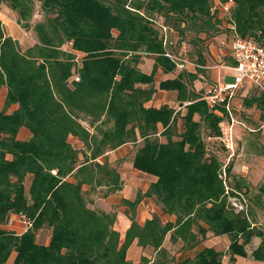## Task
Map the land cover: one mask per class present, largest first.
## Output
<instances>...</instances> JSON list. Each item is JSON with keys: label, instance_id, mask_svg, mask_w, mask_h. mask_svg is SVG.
I'll return each mask as SVG.
<instances>
[{"label": "trees", "instance_id": "obj_1", "mask_svg": "<svg viewBox=\"0 0 264 264\" xmlns=\"http://www.w3.org/2000/svg\"><path fill=\"white\" fill-rule=\"evenodd\" d=\"M232 1L223 13L213 9L215 0H0V8H10L26 29L33 26L37 38L24 48L0 18V88H6V106L18 105L0 111V223L17 213L32 221L22 234L0 228V264H170L167 238L191 250L210 232L230 235L233 260L247 257V244L259 237L252 256L264 261L256 211L230 201L249 191L247 181L235 175L237 182H228L233 164L208 153L207 140L222 136L225 106L210 107L205 90L195 88L200 67L159 83L156 76L159 69L179 70L166 55L172 46L157 15L164 27L181 36L191 31L196 39L219 30L223 13L237 34L264 42V0ZM38 10L44 18L34 22ZM198 56L196 64H204ZM144 58L154 61L150 72L140 66ZM158 89L177 91V99L188 102L186 112L151 105ZM260 98L263 92L245 99L246 106H263ZM23 127L29 139H19ZM126 143L137 146L133 167L155 179L136 199H122L126 210H97L91 194L122 190L121 172L107 153ZM145 196L175 219L154 214L141 223L136 209ZM45 225L49 244L36 240ZM134 242L152 249L155 259L129 260ZM224 255L205 247L174 264H222Z\"/></svg>", "mask_w": 264, "mask_h": 264}, {"label": "rangeland", "instance_id": "obj_2", "mask_svg": "<svg viewBox=\"0 0 264 264\" xmlns=\"http://www.w3.org/2000/svg\"><path fill=\"white\" fill-rule=\"evenodd\" d=\"M220 4V0H215L213 9L215 10V8H217ZM2 9L3 12L5 9H7V11H5L7 15L13 13L10 9L6 8L5 6H3ZM38 11L39 15L33 18L34 22L42 20L44 18L43 13L40 10ZM219 17L222 19L221 23L218 24L219 30H216L211 35L201 34L196 39H194L195 35L191 31H188L189 34L187 36H181L180 33L174 28L169 29L167 26L164 27V18L159 15H157L156 17L157 26L163 30V32L166 34L167 41L170 42L167 46H169V44L170 46H172V48L169 47L168 50L175 52L176 56L178 55L179 57L178 61L180 63L185 64V67H178L179 70L183 68H187L188 70L197 69L194 63H197V61L199 62L198 54H201L203 56L205 63L201 65L200 73H202L204 78L202 76L201 82L207 88L215 84V82H213V80L211 79L213 76V69L211 68L218 64L220 65V63H233V59L231 57V43L234 34L232 32V25L230 23L228 24V19L223 15V13H219ZM3 19L6 22L10 21V19L4 15ZM21 27L22 30L21 35L19 37L20 40H18L20 41L21 45L25 48L30 43L35 42L37 38L35 36L33 26L30 27L29 31L25 27ZM144 62V69L149 70L151 61L146 59ZM220 72L221 79L224 82L232 83L235 81V77L232 71L221 70ZM261 93L262 92L259 90L250 89L246 87L244 89L239 90L234 98V101L232 103L233 115L236 118L237 122L234 123V126L232 125L234 140L233 150L227 149V147L224 148L222 145L224 143L221 141V139L220 141L207 140L206 135L205 139L207 140L209 154H215L216 156H218V158L223 162L225 166L229 163L233 164L232 172L234 173V175L228 178V182H237V178L235 177V175L241 176V174H246L244 175V178H246V181L248 183L249 191H247L246 188L242 189V196L230 197V201L239 210H242V208H246L248 204V206L251 207L253 211H256L255 224L259 228L264 230V127H261L263 123L260 120V114L264 115V108H261L262 106L259 105V102H254L253 105L250 107L246 106L245 103V99L251 98L253 96L259 98V96H261ZM260 99H263L264 102V98ZM256 104H258L259 107H257ZM173 107L177 109L178 102L176 104H173ZM182 112L184 113L186 112V110L182 109ZM226 128H229V126H227ZM125 148V151L123 150V158L115 160L116 162L109 158V161L112 166L117 167L118 170L122 168V170L124 171H131V164L133 163V158L137 146L135 144L130 143ZM128 173L130 175V172ZM130 177L132 180H129V184L127 185L125 183L122 190L112 196V199L103 198L102 194L104 192V189L99 188V191L97 193L91 194V206L96 208L97 210H107L109 212L115 210H126V206L122 205V200L121 203L120 201L117 202L118 200H120L119 198H121L119 196L134 200L137 198L138 193H144L143 189L145 188V181L143 177L130 175L128 178ZM142 199L141 200L144 201V204L141 205V209H143L142 206H146L148 208L149 204L147 203V197L145 196ZM156 204L160 207L162 206L160 203L156 202ZM121 205L122 207H120ZM139 209L140 207L138 206L136 211ZM163 214L164 213L161 214L162 218L166 219L165 214ZM23 227V229H15L13 226L8 225L7 220H5L3 223H0L1 229L10 232H23L25 229L24 224ZM50 238L51 229L48 225L42 227L40 230H38L36 234V240L41 244H45L48 240H50ZM230 242V235L216 236L213 235L212 232H210L207 235V238L203 241V244H214L217 250H223L224 252H226V256L224 257V264H260L254 261L252 252L256 247H258L261 242V239H252V241L248 243L246 247L249 252V256H247V258H238L237 260L235 259L236 261L231 259V253L228 250ZM166 244L169 247L168 250H170L171 256H177V254L179 253L180 244L182 243H172L170 239L167 238ZM171 244H176V246H172ZM148 254L152 256V249L150 250V252H148Z\"/></svg>", "mask_w": 264, "mask_h": 264}, {"label": "crops", "instance_id": "obj_3", "mask_svg": "<svg viewBox=\"0 0 264 264\" xmlns=\"http://www.w3.org/2000/svg\"><path fill=\"white\" fill-rule=\"evenodd\" d=\"M6 8H8L7 6H5ZM3 7H1L0 8V18L3 20V23H4V25L6 26L5 27V29H6V32H7V34H9V35H11V36H13L15 39H19V37H20V35H21V30H22V27H21V25L17 22V20H16V16H15V14L14 13H11V14H9V15H7L6 13H5V11H7V9H5L4 10V12L2 11L3 9H2ZM8 9H10V8H8ZM11 10V9H10ZM12 11V10H11ZM13 12V11H12ZM3 15L4 16H7V18H9L10 19V21L9 22H6L4 19H3ZM8 26V27H7ZM28 31H29V29H27ZM36 36V35H35ZM20 40V39H19ZM36 42V41H35ZM34 43V42H33ZM33 43H30L29 45H31V44H33ZM28 45V46H29ZM146 59H148V60H150L151 61V65H150V69L149 70H145L144 69V64H145V60ZM153 63H154V61L152 60V59H150V58H144L143 60H142V63H141V68L144 70V71H146V72H150L151 70H152V67H153ZM231 64H225V63H220V65L218 64V65H216V66H214L213 68H211V69H213V71H212V73H213V76H212V80H213V82H215V84H222V83H227V82H224L222 79H221V70H230V71H232L230 68H228L227 66H230ZM189 71H196V69H194V70H189ZM180 72V70H176L174 73H171V74H166V73H163V71L161 70V69H159L158 70V72H157V79H158V82L157 83H159V81L161 80V79H164V78H168V77H175L178 73ZM233 72V71H232ZM204 84L200 81V80H197L196 81V83H195V88L197 89V91H200V90H205V92H206V89H207V87L204 85ZM178 102V108H177V110L178 109H183L184 107H185V105H187L188 104V102H184V106H180V101L177 99V91H170V90H163V89H158V91L156 92V94H155V96H154V99L150 102V104L151 105H153V106H156V107H160V106H162V105H164V104H168V105H170V106H173V104H176ZM258 103V102H257ZM257 105V107H259L258 106V104H256ZM17 107H18V105L17 104H10L9 106H6V88L5 87H2V88H0V111L1 110H3V109H6V111L8 112V113H11L12 111H14L15 109H17ZM261 108H264V106H262ZM262 113V112H261ZM260 120H261V122L263 123V125H261V127H264V115H262V114H260ZM159 130L160 131H162L163 130V126L160 124L159 125ZM18 137H19V139H21V140H26V139H29L30 137H31V132H30V130L29 129H27L26 127H23V128H21V130H20V132H19V134H18ZM70 140H71V142L73 143V145H75L76 147H78V148H81V147H83V143L79 140V139H77L76 137H74V136H71L70 137ZM130 143H126V144H124V145H122V146H120L119 148H117V149H115V150H112V151H110V152H108L107 153V156H108V159L109 158H111V160H113V161H115V160H118V159H121V158H123L124 156H123V150L125 151V147L127 146V145H129ZM115 158V159H114ZM116 162V161H115ZM131 167H132V169H131V171H124V170H122V168L119 170L120 172H121V175H122V180H123V186H124V184L126 183L127 185L129 184V180L131 181L132 179H131V177L130 178H128L130 175H134V176H141V177H143V179H144V181H145V188L143 189V192H145L148 188H149V186H150V184L154 181V179H155V177L154 176H151V175H149V174H146V173H143V172H141V171H139V170H137V169H135L134 167H133V163L131 164ZM128 172H130V175H129V173ZM244 175H246V174H241V176L244 178L245 176ZM245 180H246V178H244ZM123 188V187H122ZM116 193H114V194H111V195H108V196H106V197H104L103 196V198H110V199H112L111 197L112 196H114ZM137 195V194H136ZM115 197H117V196H115ZM119 197H121V198H119L120 200H118L117 202H119L120 201V203H121V200L123 199V198H126V197H122V196H119ZM129 199V198H128ZM143 200V199H142ZM140 201V204L138 205L139 207H140V209L139 210H137V212H138V215H137V217H138V219H139V221L141 222V223H144L145 222V220L146 219H148V218H151L154 214H159L161 217H162V213H163V210L161 209V207L159 206V205H157L156 204V201L154 200V199H152V198H150V197H147V200H148V204H149V206H148V208H149V210H148V208L145 206H142V208L143 209H141V205H143L144 204V201ZM153 200V201H152ZM120 203H118V204H120ZM120 207H122V205L120 206ZM138 208V207H137ZM103 211H106V212H109V211H107V210H103ZM150 211H151V213H150ZM165 214V213H164ZM163 214V215H164ZM165 216H166V219L165 220H174L175 219V216H171V215H168V214H165ZM141 217V218H140ZM122 219V221H123V223H124V220H123V218H121ZM19 223V224H18ZM15 229H23L24 227H23V224H22V222H20V221H18V222H16V224L13 226ZM12 232V231H11ZM14 232V231H13ZM14 233H17V234H20L21 232H14ZM223 235H228V234H223ZM220 236V235H219ZM222 236V235H221ZM229 236V235H228ZM260 239L259 237H257V236H254L253 237V239L254 240H256V239ZM230 239H231V237H230ZM252 241V240H251ZM49 242H50V240H48L45 244H49ZM231 243V242H230ZM172 246H176V244H171ZM183 244H180V248H179V253L177 254V256L176 255H174V256H171V254H170V256H171V258H174V262H178L179 261V259H181V258H186V257H188V256H190V257H194L195 255H196V253L198 252V251H200V250H202L203 248H205V247H213V248H215V249H217L216 248V246L214 245V244H203V242L202 243H200L198 246H196L194 249H191V250H183L182 249V246ZM230 245V244H229ZM164 246H165V248H167V250L169 249V247L167 246V244H166V241H165V243H164ZM229 247V246H228ZM247 247V246H246ZM151 250V249H150ZM150 250H149V248H143L142 246H139L136 242H134L131 246H130V248H129V250H128V259L129 260H131L132 262H137V261H139L140 259H141V257L143 256V255H145V256H148L151 260H154L155 259V253L153 252V250H152V252H153V254H152V256H150L149 254H148V252H150ZM169 251V253H170V250H168ZM219 251H223V250H219ZM247 252H248V250H247ZM225 254H226V252H225ZM226 255H224V257H225ZM248 256H249V252H248ZM223 257V261H222V264H224L225 262V258ZM238 258H247V257H242V256H236V260L238 259ZM235 260V261H236ZM254 261L256 262V263H260V264H263V262L264 261H259V260H255L254 259ZM174 262H172V263H170V264H174Z\"/></svg>", "mask_w": 264, "mask_h": 264}, {"label": "built area", "instance_id": "obj_4", "mask_svg": "<svg viewBox=\"0 0 264 264\" xmlns=\"http://www.w3.org/2000/svg\"><path fill=\"white\" fill-rule=\"evenodd\" d=\"M232 5L233 1L229 0L224 4L221 3L219 6L224 13L229 12ZM38 15L39 13L37 12L35 17ZM231 27L234 30V26ZM166 42L167 44L170 43L167 41V38L165 43ZM166 55L175 60L178 67H185L184 63L178 61V55L176 56L172 51L167 50ZM231 57L234 64L227 67L233 71L235 81L232 83L213 84L209 86L204 98L210 107H216L221 104L225 106V119L220 124L222 136H220L219 139H221L227 149L233 150L234 140L232 125L234 126V123L237 121L233 115L232 103L237 92L248 87L264 93V42H261L258 37H242L235 32L231 43ZM194 65H196V67H201V65L196 63H194ZM76 79L78 80L79 77H76ZM225 126H229V128ZM16 221H20L24 224L25 229L23 232L32 227V221L23 213L13 214L7 219V223L10 226H14Z\"/></svg>", "mask_w": 264, "mask_h": 264}, {"label": "water", "instance_id": "obj_5", "mask_svg": "<svg viewBox=\"0 0 264 264\" xmlns=\"http://www.w3.org/2000/svg\"><path fill=\"white\" fill-rule=\"evenodd\" d=\"M180 106H184V102H181V103H180Z\"/></svg>", "mask_w": 264, "mask_h": 264}]
</instances>
